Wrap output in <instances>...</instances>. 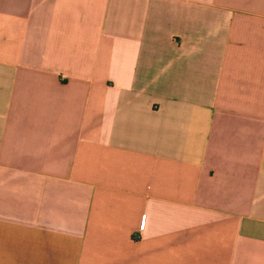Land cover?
Wrapping results in <instances>:
<instances>
[{"label": "crops", "instance_id": "0c3cea01", "mask_svg": "<svg viewBox=\"0 0 264 264\" xmlns=\"http://www.w3.org/2000/svg\"><path fill=\"white\" fill-rule=\"evenodd\" d=\"M0 264H264V0H0Z\"/></svg>", "mask_w": 264, "mask_h": 264}]
</instances>
